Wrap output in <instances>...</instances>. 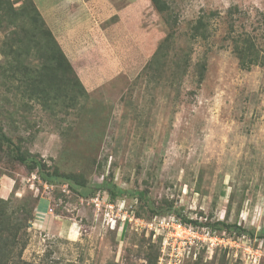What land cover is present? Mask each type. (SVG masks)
I'll return each mask as SVG.
<instances>
[{
	"label": "rangeland",
	"instance_id": "1",
	"mask_svg": "<svg viewBox=\"0 0 264 264\" xmlns=\"http://www.w3.org/2000/svg\"><path fill=\"white\" fill-rule=\"evenodd\" d=\"M159 1L166 9L149 0L116 54L97 38L80 59L65 53L82 85L73 77L50 95L5 53L8 38L48 37L32 12L0 9V128L11 140H0V177L14 184L0 200L5 226L21 228L3 264H248L227 242L172 248L171 237L165 248L150 223L158 212L263 234L264 0ZM237 46L258 63L241 64ZM22 57L31 69L44 60L32 47Z\"/></svg>",
	"mask_w": 264,
	"mask_h": 264
},
{
	"label": "trees",
	"instance_id": "2",
	"mask_svg": "<svg viewBox=\"0 0 264 264\" xmlns=\"http://www.w3.org/2000/svg\"><path fill=\"white\" fill-rule=\"evenodd\" d=\"M151 2L155 5V7L160 10L164 11L166 8L163 6V4L159 0H151ZM24 6L21 9L15 8V0H0V9H5V17H13L17 16V14L21 12H32L33 14V23L35 29H38L37 34H41L43 37L46 36L48 38H8L9 39V50L6 51V54L14 55L13 57L17 60V62L22 63L24 65V69L27 71V73L33 72L36 74V76H33V80L31 82V85L34 87L36 91L43 92L45 95H50L51 91L59 92L63 87H67L69 90H71L72 84H73V77L76 78V81L81 84V81L78 77V74L73 67L71 61L68 59L67 55L65 54L61 44L53 34L50 27L47 25L45 19L43 18L41 12L39 11L36 3L34 0H26L24 2ZM5 20L3 18H0V25ZM10 24L14 23L13 19L9 20ZM6 27V26H5ZM168 40V38H165L164 41ZM27 43V45H26ZM31 45V46H30ZM31 47L36 49L37 54L40 57H44V60L41 61V64H38L36 68H29L27 64L25 63V59H23V54L26 51L31 50ZM162 46H159L156 54L154 55V58L151 60L154 61L156 58H158V54H160L158 51ZM252 49L250 46H246L245 48H240L237 46V52L239 53L241 64L244 66H249V64H257L258 60L257 58H251L250 62H245V59L243 58V53L249 52ZM252 51V50H251ZM158 53V54H157ZM18 70V69H17ZM15 70V71H17ZM82 85V84H81ZM56 93H54V96H50V98L57 99ZM73 99V98H72ZM0 140H4L7 142H10V138L8 135L4 132H2L0 128ZM18 151V150H17ZM15 158L18 159L20 162L25 163L27 162L28 158L22 155L19 151L15 154ZM33 165H39L36 160H32ZM47 172V173H46ZM44 179L48 181L49 183H53L54 178L56 177V174L46 171ZM113 190V189H111ZM122 190H119L121 192ZM89 193L87 191L81 192V196H86ZM113 196L116 195V192L113 190L112 193ZM8 204L7 202L0 200V264H3L4 259L9 255L10 251L9 248L15 246L17 243L21 240V233H17L16 231H20L21 228H17L16 231L11 232L9 228L5 226L7 222V210ZM158 215V212H153L152 218ZM184 223L189 224H196L200 226H208L211 228L212 231H215L219 234H233L234 232H244L242 226H238L237 224H225L222 221H218L216 223L210 224L209 222H199L196 219H187L182 220ZM23 224L20 226L22 227ZM215 226H220V229L215 228ZM124 228V227H123ZM252 236L253 232H250ZM260 237H264L263 234L260 235Z\"/></svg>",
	"mask_w": 264,
	"mask_h": 264
},
{
	"label": "crops",
	"instance_id": "3",
	"mask_svg": "<svg viewBox=\"0 0 264 264\" xmlns=\"http://www.w3.org/2000/svg\"><path fill=\"white\" fill-rule=\"evenodd\" d=\"M39 1L41 7L45 9L43 15L48 26L65 53L69 52L73 59L81 58V53L87 48L86 43L92 44V38H97L105 45L109 43V47L104 46L116 54L118 51V47L114 45L116 38H132L137 34L132 22L140 18L144 7L149 5V0H131L128 4L121 2L124 0ZM12 181L7 175H1L0 193L9 194L14 185ZM56 217L46 213L42 221L51 223L48 224L51 228L59 229L54 223ZM63 228L65 229L62 224L61 229Z\"/></svg>",
	"mask_w": 264,
	"mask_h": 264
},
{
	"label": "built area",
	"instance_id": "4",
	"mask_svg": "<svg viewBox=\"0 0 264 264\" xmlns=\"http://www.w3.org/2000/svg\"><path fill=\"white\" fill-rule=\"evenodd\" d=\"M52 185L53 184H50V186ZM125 217L124 221L127 219L130 220V216ZM150 226L155 229L158 228L163 234L166 233V236L163 237L165 248L170 242L171 237L173 238L172 248H174L177 243L178 248L181 245L188 246L186 245L187 243H194L196 246L201 245L203 247L207 246V248H214L227 242V244H230L238 252L241 251L240 256L244 261L247 260L248 264H260V262L264 260V237H253L245 232H234L229 235L219 234L212 231L208 226H200L192 223L186 224L175 216H156L152 219ZM173 231L174 236H169V233ZM178 238H180L185 244H180L177 240Z\"/></svg>",
	"mask_w": 264,
	"mask_h": 264
}]
</instances>
